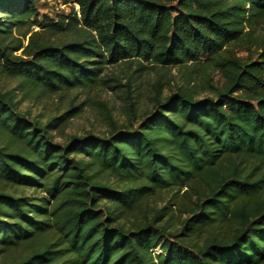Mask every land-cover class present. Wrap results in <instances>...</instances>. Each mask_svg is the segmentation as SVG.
<instances>
[{"label":"trees","instance_id":"1","mask_svg":"<svg viewBox=\"0 0 264 264\" xmlns=\"http://www.w3.org/2000/svg\"><path fill=\"white\" fill-rule=\"evenodd\" d=\"M38 2L0 0V264H264V0H66L43 23ZM148 64L180 77L140 112ZM100 86L127 113L102 135L66 132L81 103L18 109Z\"/></svg>","mask_w":264,"mask_h":264},{"label":"rangeland","instance_id":"2","mask_svg":"<svg viewBox=\"0 0 264 264\" xmlns=\"http://www.w3.org/2000/svg\"><path fill=\"white\" fill-rule=\"evenodd\" d=\"M38 11L39 16L34 18L38 20L39 23L45 22V19H51L57 21L60 17L64 15H69L70 12L74 11L79 14V6L72 2H66V0H38ZM34 30H39L40 27L34 25L32 27ZM240 56L247 57L246 52H239ZM106 71L109 75L110 73L122 74L121 68L118 66H108ZM178 68H161V67H151L148 64V69L142 72L140 78L134 83L136 87V96L138 97L137 108L141 112L144 107L148 106L150 100L151 85L158 78L162 77L165 82L173 80V83H177L180 75ZM112 75V74H110ZM214 82L221 84L223 79L219 73H215ZM16 86V81L1 79L0 78V91H6L7 89ZM172 91V88L168 86L165 88V93ZM20 98L21 93L17 92ZM79 104L81 103V110L77 115L71 120L66 132L68 134L84 135L87 132H91L97 135H102V132L107 128L106 113L112 114V116L122 122L126 120V105L122 99L120 91L111 90L106 86H100L93 91L84 92H73L67 94L66 97L60 98L58 95L55 96H34L23 101L19 105V112L23 113L25 118L28 120L40 119L42 116L47 115L50 110L56 104H61L62 107L69 105L70 102ZM137 127V124H135ZM57 134L54 133V136ZM61 138L57 137V141ZM161 251L160 246L155 249L156 253Z\"/></svg>","mask_w":264,"mask_h":264}]
</instances>
